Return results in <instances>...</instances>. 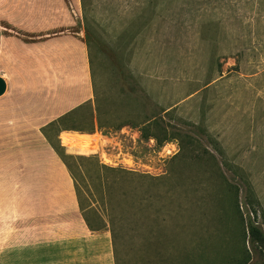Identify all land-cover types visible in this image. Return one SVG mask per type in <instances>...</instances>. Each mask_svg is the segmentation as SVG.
<instances>
[{
    "label": "rangeland",
    "instance_id": "rangeland-1",
    "mask_svg": "<svg viewBox=\"0 0 264 264\" xmlns=\"http://www.w3.org/2000/svg\"><path fill=\"white\" fill-rule=\"evenodd\" d=\"M77 12L97 95L63 124L83 131L47 134L91 156L67 161L94 222L170 226L116 247L102 231L94 264H264L249 232H264V0H79ZM169 170L168 184L140 177Z\"/></svg>",
    "mask_w": 264,
    "mask_h": 264
},
{
    "label": "crops",
    "instance_id": "crops-1",
    "mask_svg": "<svg viewBox=\"0 0 264 264\" xmlns=\"http://www.w3.org/2000/svg\"><path fill=\"white\" fill-rule=\"evenodd\" d=\"M78 9L79 0H0V264H94L109 231L88 226L44 132L94 105L88 46L72 31Z\"/></svg>",
    "mask_w": 264,
    "mask_h": 264
},
{
    "label": "trees",
    "instance_id": "trees-1",
    "mask_svg": "<svg viewBox=\"0 0 264 264\" xmlns=\"http://www.w3.org/2000/svg\"><path fill=\"white\" fill-rule=\"evenodd\" d=\"M81 1H82V6H83L84 0H81ZM85 31H86V35H87L86 37L90 40L91 39V37H90L91 36L90 29L85 27ZM86 43H87V46H88L89 42L87 40H86ZM92 63H93V58H91V56H90V64L92 65ZM94 91H95V88H94ZM95 95H97L96 91H95ZM95 99H96V103H97L96 104V110H95L96 115H95V112L93 111L94 112V116L92 117V120H93L92 122H93L94 127H95V121H97L98 128H103L105 126L101 122V106H100V102L98 101L97 96H96ZM89 104L90 103H85L82 106H80L77 110L73 111L72 113L67 114L65 116H62V117L58 118L57 120L51 122L48 125L47 129L56 128L57 135L62 130L72 129V130H77V131H83L82 128H78V127H74V126L69 128V127L64 126L63 124L68 119L73 120L75 118V113L81 107H83L85 105H89ZM44 132H46L45 134L47 135L48 139L51 141L54 149L61 156L62 160L64 161V163L66 164V166L68 167V169H69V171L71 173V176H72V178L74 180V183H75V188H76V192H77V196H78V200H79V203H80V207H81L83 216H84L88 226L90 227V229L95 230V231H99V230L107 228L111 232L112 243H113L114 247H116V244L118 243L120 237L121 236L125 237L126 234H129V235H131L134 238L133 235L135 233L136 234L140 233L141 235L145 236V238L148 241H150L149 240L150 238H152V237L159 238L161 235H163V234H165L167 232V230L170 228V226L166 222H164V223L142 224L138 220H135L133 222H128L129 219L128 220L122 219V220L119 221V220H117L115 218H113L111 220H104L103 218H100L102 223L100 222V220H99V222L96 220L95 222H97V223H95L94 220H92L86 213L87 209H90L91 206L86 208L83 205L81 197L79 196V190H78V186H77V182H76V176H75V174H74L69 162L67 161V157H74L76 160H78L80 162H84L85 160L89 159V158H86V157H91V156H84V155H78V154H77V156L76 155L73 156V154L68 153L67 150L64 147H61L60 144H55L51 140L49 135L47 134V130H44ZM143 136L148 138L147 134L146 135L143 134ZM86 137H88V136H86ZM88 138H90V136ZM188 138L191 140L192 137H188ZM61 140H62V144L66 143L63 138H61ZM193 143L195 144V142H193ZM181 147H182V150L185 149L184 145H181ZM85 148L86 149L92 148L93 150H95V147L93 145L85 146ZM125 173L126 174H130V176L134 175V173L137 175L136 172L131 171V170H127V171H125ZM175 173H176L175 171L169 170L168 174L163 175V176H149L147 174H141L140 177L143 178V179L147 178V179L151 180V182L155 183V185H158V184H162L163 185L164 183L168 184L169 182H171V179L175 178ZM174 186L175 187L181 186V181L175 180L174 181ZM148 198H150V199L147 200V198H145V200L152 201L154 197L149 196ZM110 203H111V201H110ZM129 221H131V220H129ZM249 232H250V235H251V241L253 243H256L257 245H259L260 247H262L263 250H264V232L256 224H254L252 222L249 223Z\"/></svg>",
    "mask_w": 264,
    "mask_h": 264
},
{
    "label": "water",
    "instance_id": "water-1",
    "mask_svg": "<svg viewBox=\"0 0 264 264\" xmlns=\"http://www.w3.org/2000/svg\"><path fill=\"white\" fill-rule=\"evenodd\" d=\"M6 90V81L0 77V95H2Z\"/></svg>",
    "mask_w": 264,
    "mask_h": 264
},
{
    "label": "bare ground",
    "instance_id": "bare-ground-1",
    "mask_svg": "<svg viewBox=\"0 0 264 264\" xmlns=\"http://www.w3.org/2000/svg\"><path fill=\"white\" fill-rule=\"evenodd\" d=\"M109 164V163H108Z\"/></svg>",
    "mask_w": 264,
    "mask_h": 264
}]
</instances>
